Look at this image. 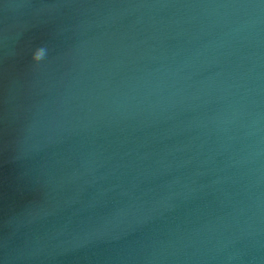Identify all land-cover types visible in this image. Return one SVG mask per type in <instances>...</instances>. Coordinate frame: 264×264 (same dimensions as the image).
Segmentation results:
<instances>
[{
    "label": "water",
    "instance_id": "1",
    "mask_svg": "<svg viewBox=\"0 0 264 264\" xmlns=\"http://www.w3.org/2000/svg\"><path fill=\"white\" fill-rule=\"evenodd\" d=\"M0 264H264V0H0Z\"/></svg>",
    "mask_w": 264,
    "mask_h": 264
},
{
    "label": "clouds",
    "instance_id": "2",
    "mask_svg": "<svg viewBox=\"0 0 264 264\" xmlns=\"http://www.w3.org/2000/svg\"><path fill=\"white\" fill-rule=\"evenodd\" d=\"M46 55V50L44 48H39L34 53L33 59L36 63H40Z\"/></svg>",
    "mask_w": 264,
    "mask_h": 264
}]
</instances>
